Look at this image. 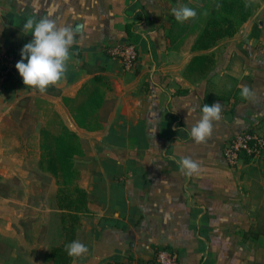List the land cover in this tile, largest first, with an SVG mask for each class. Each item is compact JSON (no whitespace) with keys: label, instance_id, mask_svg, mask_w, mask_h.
I'll return each instance as SVG.
<instances>
[{"label":"crops","instance_id":"0c3cea01","mask_svg":"<svg viewBox=\"0 0 264 264\" xmlns=\"http://www.w3.org/2000/svg\"><path fill=\"white\" fill-rule=\"evenodd\" d=\"M245 1L252 14L233 37L194 50L206 19L178 22L177 0H0V45L20 60L33 39L23 31L30 16L51 13L77 40L66 78L46 93L27 88L17 70L0 83V264L16 245L47 264L63 243L58 186L40 167L41 132L61 125L78 138L74 183L87 194L74 240L89 252L75 264H149L163 247L178 264H264V153L236 167L222 154L244 130L264 134V0ZM175 20L181 29L171 33ZM126 40L139 51L131 71L102 49ZM94 77L103 97L83 114L80 93ZM242 86L254 97L243 99ZM216 102L223 118L197 144L190 130ZM182 157L200 162L199 175L180 171ZM22 215L36 223L22 227Z\"/></svg>","mask_w":264,"mask_h":264},{"label":"trees","instance_id":"16d2710c","mask_svg":"<svg viewBox=\"0 0 264 264\" xmlns=\"http://www.w3.org/2000/svg\"><path fill=\"white\" fill-rule=\"evenodd\" d=\"M210 0H191L197 4L204 2L206 8ZM217 5L207 15L201 33L193 46L194 50H207L213 47L219 40L233 37L239 28L251 17L253 6L245 0H216ZM190 7L192 4H189ZM189 7V6H188ZM177 21L172 25L171 33L176 29ZM131 26L126 27V34L130 37ZM171 41L174 40L169 35ZM14 53V52H13ZM16 55V54H15ZM17 56V55H16ZM18 57V56H17ZM19 58V57H18ZM20 61V59H19ZM205 64L195 62V66ZM102 83L100 77H94L91 87H86L80 95H83V114L94 112L101 103L103 94L98 86ZM80 125V121L77 120ZM41 162L40 167L51 174L56 181L58 191L56 205L63 211L61 216V236L63 243L53 247L46 255V261L54 264H69L72 257L65 251V245L74 240L75 231L80 225L79 214L84 213L87 204V194L75 185L77 173L73 169V158L81 155V149L77 136L63 125L57 132L44 130L41 132ZM247 159V158H245Z\"/></svg>","mask_w":264,"mask_h":264},{"label":"clouds","instance_id":"9594fccd","mask_svg":"<svg viewBox=\"0 0 264 264\" xmlns=\"http://www.w3.org/2000/svg\"><path fill=\"white\" fill-rule=\"evenodd\" d=\"M171 12L178 22L195 19L197 16V12L186 5L174 7ZM23 31L30 33L33 39L23 47L21 60L15 67L27 88L44 94L66 78L71 59L70 49L77 43L76 32L71 26L59 23L51 13L39 19L35 15L28 17L23 24ZM241 97L249 100L254 97V92L248 86H242ZM201 111L200 119L189 133L197 144L206 143L213 134L214 122L223 118L220 102L211 106L204 104ZM177 164L188 177L199 175L202 171L200 162L191 157H182ZM65 251L75 264L77 259L88 254L89 248L81 241L74 240L65 245Z\"/></svg>","mask_w":264,"mask_h":264},{"label":"built area","instance_id":"2783aa9c","mask_svg":"<svg viewBox=\"0 0 264 264\" xmlns=\"http://www.w3.org/2000/svg\"><path fill=\"white\" fill-rule=\"evenodd\" d=\"M104 52L111 59L121 63L123 68L131 71L138 63L139 51L130 40L117 42L115 45H104ZM19 58L6 47L0 45V83H4L17 69ZM264 153V134L255 129H248L229 138L223 143L222 154L231 167H236L243 159L259 158ZM108 264H139L136 259L124 262H110ZM149 264H178L174 250L163 247L158 248Z\"/></svg>","mask_w":264,"mask_h":264},{"label":"rangeland","instance_id":"374dc122","mask_svg":"<svg viewBox=\"0 0 264 264\" xmlns=\"http://www.w3.org/2000/svg\"><path fill=\"white\" fill-rule=\"evenodd\" d=\"M177 1H180V4L182 5H186V2H187V0H177ZM208 3L209 4L207 5L206 8H201V7L198 8L197 5L191 6L190 8L194 9L197 12V16L195 19H190V21H193V20L197 21L198 18L200 20H203L204 18L206 19L207 15L212 11L213 7L217 5V1L210 0ZM33 223H36L34 218L27 217L25 215L21 216L20 224L22 227H32L31 225H33ZM40 236H38V239L40 238ZM35 239H37V237H35ZM11 252L15 256L14 258H12L13 259L12 261H10L9 256H8V258L5 261V264H44L43 257H37V255L35 256L30 255V259L27 260L22 248L18 247L17 245L11 248ZM47 264H54V263L49 261L47 262Z\"/></svg>","mask_w":264,"mask_h":264},{"label":"water","instance_id":"95a60500","mask_svg":"<svg viewBox=\"0 0 264 264\" xmlns=\"http://www.w3.org/2000/svg\"><path fill=\"white\" fill-rule=\"evenodd\" d=\"M79 28H80V24H76V25H75V29H76V30H79Z\"/></svg>","mask_w":264,"mask_h":264}]
</instances>
